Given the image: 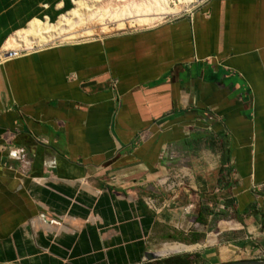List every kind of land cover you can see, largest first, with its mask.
<instances>
[{
    "label": "crops",
    "instance_id": "obj_1",
    "mask_svg": "<svg viewBox=\"0 0 264 264\" xmlns=\"http://www.w3.org/2000/svg\"><path fill=\"white\" fill-rule=\"evenodd\" d=\"M85 1L0 0V55L68 41ZM145 28L0 67V264L264 259V0Z\"/></svg>",
    "mask_w": 264,
    "mask_h": 264
},
{
    "label": "rangeland",
    "instance_id": "obj_2",
    "mask_svg": "<svg viewBox=\"0 0 264 264\" xmlns=\"http://www.w3.org/2000/svg\"><path fill=\"white\" fill-rule=\"evenodd\" d=\"M85 1V0H83ZM171 4L165 5V1L163 0H86L84 2V7L79 8L77 15H71L65 19L64 25L61 26V31L63 30L65 33L68 32H84L91 29V31L95 32V34L91 38H83L79 41H61L55 42L53 44H49L43 48H46L50 45L54 44H78L90 40H98L104 37L115 35L119 33H126L129 31L146 29L145 27H135L130 28L127 27L125 30H117V26L115 24H111L109 27V31H102V28L97 23L99 20L104 19L107 23L113 21L115 16H121L122 18H136V17H146L150 19H156L155 22L151 23L150 26L167 23L173 21L179 17V19L187 16L189 13H184L186 10H192L194 12L197 8L203 6L209 0H204L201 4L198 2L194 5H182L179 0H170ZM175 7L176 13L172 14L170 12V8ZM193 8V9H192ZM189 12V11H188ZM191 13V12H190ZM162 14V16L160 15ZM159 15V16H157ZM164 15V16H163ZM158 19V20H157ZM97 21V22H96ZM99 26V27H98ZM52 28L54 31L56 29ZM86 28V30H85ZM56 32H60L56 29ZM28 39L29 37H25ZM30 39V38H29ZM28 39V41H29ZM43 48H34L33 50H25L26 52H33L37 49ZM264 260V259H262Z\"/></svg>",
    "mask_w": 264,
    "mask_h": 264
},
{
    "label": "bare ground",
    "instance_id": "obj_3",
    "mask_svg": "<svg viewBox=\"0 0 264 264\" xmlns=\"http://www.w3.org/2000/svg\"><path fill=\"white\" fill-rule=\"evenodd\" d=\"M163 1H165V5L171 4L170 0H163ZM179 2H180V4L186 6V5H190V4L194 5V4H197L198 2H200L199 4H201L202 2H204V0H179ZM170 12L172 14L176 13V8L175 7L170 8ZM185 12L190 13V12H192V10L188 9V10L184 11V13ZM160 15L162 16V14H160ZM157 16H159V15H157ZM155 20L156 19H150V18H146V17H136V18L125 19V18H122L121 16H115L113 21H110L109 23H107L106 20H104V19H101L98 22L97 21L96 22L100 25V27L102 28V31L107 32V31H109V27L111 24H115L117 26V30L122 31V30H125L127 27H130V28L147 27V26H150L151 23L155 22ZM85 30H86V28H85ZM75 33H77V34H73V35L68 36L67 40L68 41H77V40H80L83 38L84 39L85 38H91L95 34V32L91 31L90 28L87 31H84V32L79 31V32H75Z\"/></svg>",
    "mask_w": 264,
    "mask_h": 264
},
{
    "label": "built area",
    "instance_id": "obj_4",
    "mask_svg": "<svg viewBox=\"0 0 264 264\" xmlns=\"http://www.w3.org/2000/svg\"><path fill=\"white\" fill-rule=\"evenodd\" d=\"M193 12L189 13L191 15ZM178 18L173 19V21L178 20ZM26 51L19 52H11L0 55V67L5 65L7 62L18 59L20 56L25 54ZM189 178L190 176L185 173V171L181 170H168L162 176L157 179V184L160 188L164 189V191L176 194L182 189L189 187ZM194 209V206H189L186 211L189 213Z\"/></svg>",
    "mask_w": 264,
    "mask_h": 264
},
{
    "label": "trees",
    "instance_id": "obj_5",
    "mask_svg": "<svg viewBox=\"0 0 264 264\" xmlns=\"http://www.w3.org/2000/svg\"><path fill=\"white\" fill-rule=\"evenodd\" d=\"M148 264H193V258L187 255L176 256Z\"/></svg>",
    "mask_w": 264,
    "mask_h": 264
},
{
    "label": "water",
    "instance_id": "obj_6",
    "mask_svg": "<svg viewBox=\"0 0 264 264\" xmlns=\"http://www.w3.org/2000/svg\"><path fill=\"white\" fill-rule=\"evenodd\" d=\"M155 258H156L155 255H151V254L148 255L149 260H154ZM228 264H264V260H243Z\"/></svg>",
    "mask_w": 264,
    "mask_h": 264
}]
</instances>
